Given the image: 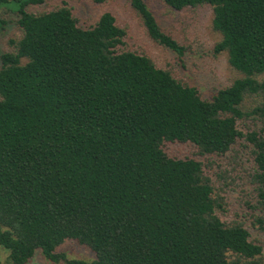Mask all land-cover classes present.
<instances>
[{
	"label": "trees",
	"instance_id": "obj_1",
	"mask_svg": "<svg viewBox=\"0 0 264 264\" xmlns=\"http://www.w3.org/2000/svg\"><path fill=\"white\" fill-rule=\"evenodd\" d=\"M62 1L35 14L29 9L46 0H0L22 33L0 57V246L10 262L28 264L41 251L64 264H264L248 228L222 219L204 164L164 151L190 143L224 156L246 142L264 226V133L239 129L264 115V0H164L178 11L213 9L222 35L214 52H227L244 77L212 100L126 49L111 12L83 28ZM132 5L150 38L182 59L186 48L146 0ZM249 96L263 105L244 111ZM67 241L94 260L58 252Z\"/></svg>",
	"mask_w": 264,
	"mask_h": 264
},
{
	"label": "rangeland",
	"instance_id": "obj_2",
	"mask_svg": "<svg viewBox=\"0 0 264 264\" xmlns=\"http://www.w3.org/2000/svg\"><path fill=\"white\" fill-rule=\"evenodd\" d=\"M133 0H107L98 5L92 0H66L83 28L94 26L105 12H111L117 24L127 31L126 49L148 55L155 64L170 71L182 84L198 89L204 100H212L221 89L231 86L244 75L229 63L227 52L216 55L215 46L221 42L222 35L213 28V9L210 5L185 8L181 11L167 6L164 0H146L162 30L174 37L186 48L185 56L179 59L170 50L156 44L149 36L143 21L132 5ZM63 6L62 0H46L42 6H33L30 12L39 14ZM18 14L11 10L0 11V57L12 52V40L20 39L22 33L17 24ZM1 66V61H0ZM264 78L260 76L258 79ZM262 98L249 96L242 109L251 111L262 106ZM239 129L245 133L258 131L264 133V115L250 117L239 122ZM166 154L175 159L194 158L202 162L211 176L218 196L222 199V219L228 223L244 224L251 240L263 247L264 226L258 223L261 211L257 208L256 188L252 181L254 162L251 148L244 141L238 143L224 156L201 155L193 144L166 143ZM58 252L69 259L94 260V254L75 241H67ZM0 264H12L9 253L0 246ZM28 264H64L47 260L38 251Z\"/></svg>",
	"mask_w": 264,
	"mask_h": 264
}]
</instances>
